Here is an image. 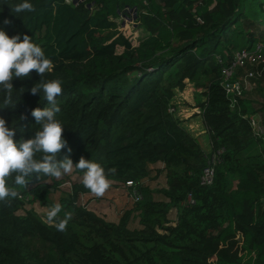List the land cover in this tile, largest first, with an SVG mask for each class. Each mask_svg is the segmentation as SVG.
Wrapping results in <instances>:
<instances>
[{"label": "trees", "instance_id": "16d2710c", "mask_svg": "<svg viewBox=\"0 0 264 264\" xmlns=\"http://www.w3.org/2000/svg\"><path fill=\"white\" fill-rule=\"evenodd\" d=\"M74 1L30 0L34 12L15 13L24 0H0V30L29 35L53 61L42 79L62 83L56 119L72 150L58 158L114 169L111 186L134 202L111 220L88 209L80 197L92 192L75 168L78 180L62 197L53 192L61 179L33 176L27 187L10 180L20 196L0 204V264H264V132L249 121L264 122V104L258 117L250 101L225 89L223 74L236 50L264 49V0ZM134 7L147 33L137 45L112 19ZM40 79L35 71L13 79L15 107H5L0 89V117L17 143L41 128L32 110L50 106L30 92ZM186 80L203 89L209 152L171 109ZM34 201L48 210L62 204L61 217L72 212L66 231L24 208ZM134 215L138 226L130 227Z\"/></svg>", "mask_w": 264, "mask_h": 264}, {"label": "clouds", "instance_id": "9594fccd", "mask_svg": "<svg viewBox=\"0 0 264 264\" xmlns=\"http://www.w3.org/2000/svg\"><path fill=\"white\" fill-rule=\"evenodd\" d=\"M15 13L34 12L35 6L30 0L17 4ZM9 23L8 20L4 21ZM53 61L45 55L38 44L32 42L31 37L24 35L23 40L19 35L9 37L5 31L0 30V89L5 92V107H15L12 99L13 79L29 78L33 71L40 77V83L34 84L30 92L32 95L43 94L48 101L44 108H34L31 115L36 124L41 125L34 137L21 139L19 143L14 140L15 128L9 127L6 120L0 117V204H9L20 196L17 187H27L33 176L53 177L60 180L64 175L71 174L75 169L83 172L82 183L96 197H103L110 188L112 181L109 175L114 169L106 172L99 163L80 157L78 163H73L70 156L59 159L63 149L70 153L66 138L63 135L64 127L56 119L61 111L56 98L62 95L63 87L59 79L43 81L46 73L53 70ZM26 117L22 116L21 119ZM14 181V185L9 183ZM63 205L55 203L46 214L45 223L54 226L58 231L64 232L73 217L70 211L60 213Z\"/></svg>", "mask_w": 264, "mask_h": 264}, {"label": "rangeland", "instance_id": "374dc122", "mask_svg": "<svg viewBox=\"0 0 264 264\" xmlns=\"http://www.w3.org/2000/svg\"><path fill=\"white\" fill-rule=\"evenodd\" d=\"M133 9L135 12H131V15L124 14V17H121L119 19V11L115 16H113V20L117 23V26L120 30H123L122 32L127 34L126 36L128 39L131 40V43L133 45H137L140 40H142L144 37H146L147 33L144 31V29L138 24L139 21H135L136 17V9ZM127 9V10H129ZM132 10V11H133ZM263 15V13H261ZM264 19V16H263ZM256 43V42H255ZM253 44L252 46L257 45ZM264 54V49L260 50ZM260 73L256 75V78L249 79L246 83L239 82V85L236 87H232L233 90L229 91V93L237 92L239 91V94L242 98L250 101V105L255 111L258 112V116L261 114V110L263 107H261L264 104V65L259 67ZM245 70L241 69L237 73L239 76L244 75ZM232 77V76H231ZM238 77V76H237ZM228 84H232L234 81L230 82L229 79H227ZM241 89V90H240ZM185 90V87L181 88V91ZM181 93V92H180ZM177 97H181V95H176ZM201 99L195 100V105H198L200 103ZM171 105H172V111L175 113L177 112L178 106H190V103H188L186 100L183 99L182 101H172L171 99ZM254 104H253V103ZM253 104V105H252ZM199 111L201 112V108H199ZM198 112V111H197ZM184 114L179 113V122L182 126H184L183 122L186 123V116L182 118ZM200 114L195 113L193 116H191L192 124H193V136L199 141L202 148L209 151V142L208 137L205 131L200 133V130L202 129V126L199 121ZM261 118V117H260ZM261 129L264 131V122L260 123L259 125ZM205 130V129H204ZM78 175L73 171L71 174L64 175L61 180L63 181L62 184L57 188V191L53 190L55 192L56 197H62L66 196L68 190V182H75L78 180ZM157 182V181H155ZM160 185V183H159ZM134 202L133 196L129 195V191L125 189L124 187H121V185L118 186H110V188L106 191L105 195L103 197H96L93 193H89L86 195H83L80 197V203L82 205H85L88 209L94 210L97 214L107 218V219H115L119 215H121L125 208H128L132 203ZM32 206L33 210L36 211L39 215L42 214L44 217L47 214L48 209L44 206L40 205L38 202L34 201L31 203L25 204L26 209H30ZM19 213H23L22 211H19ZM175 215L174 213H171L170 218L174 219ZM138 226V217L136 215L133 216L130 227H137Z\"/></svg>", "mask_w": 264, "mask_h": 264}, {"label": "built area", "instance_id": "2783aa9c", "mask_svg": "<svg viewBox=\"0 0 264 264\" xmlns=\"http://www.w3.org/2000/svg\"><path fill=\"white\" fill-rule=\"evenodd\" d=\"M67 2H71L72 0H66ZM74 1V0H73ZM76 2V0L74 1ZM134 9H136L134 7ZM133 9L127 10L126 8V14L131 15V12H135ZM119 19L121 17H124V13L122 11H119ZM125 14V15H126ZM136 21V20H135ZM118 28V26H117ZM119 29V28H118ZM123 30L119 29V32L124 34L125 36L127 34L122 32ZM127 37V36H126ZM128 38V37H127ZM130 42L131 40L128 39ZM133 45V44H132ZM263 49V45L261 43H258L257 45L253 46L252 48H241L239 50H236L229 61L228 64L223 69V74L225 76V89L229 92L232 91V87H236L239 85V82H244L246 78H249L253 76L254 74V67L259 66L264 64V54L260 50ZM245 70L244 75L238 76V80L233 82L232 84H228L227 79L233 76L235 73H237L239 70ZM239 94V91H237ZM250 124L252 127L256 130L255 132L259 135L262 134L264 131L261 129L258 124V121L255 117H252L249 119ZM213 174V169L212 168H206L205 169V175L203 177V182L204 183H209L211 181ZM131 181L127 182V185H130ZM136 198H139L138 194H135Z\"/></svg>", "mask_w": 264, "mask_h": 264}, {"label": "crops", "instance_id": "0c3cea01", "mask_svg": "<svg viewBox=\"0 0 264 264\" xmlns=\"http://www.w3.org/2000/svg\"><path fill=\"white\" fill-rule=\"evenodd\" d=\"M238 78H236L234 81H237ZM185 90L181 91V89L179 88H175L174 89V96L172 98V101H175V102H178V101H182L183 102V99L186 100L188 103H190V106H178L177 107V112H175V114L177 115V117L179 118V113H182L184 114V116H186V123L183 122L184 124V128L193 135V132H194V129H193V124H192V120H191V116H193L195 113H198L200 114V118H199V121H200V124L202 126V129L200 130V133L205 131L206 133V130L204 125H203V121H202V116H201V112L199 111V106L198 105H195V100H198V99H201V101H204L205 97L203 95V89H200V88H195V86L193 85V83H191L190 81L186 80L185 82ZM181 92V93H180ZM181 95V97H177L176 95ZM172 103V102H171ZM253 103V102H252ZM254 104V103H253ZM252 104V105H253ZM198 111V112H197ZM184 116L182 118H184ZM256 116V115H255ZM257 117V116H256ZM259 117V116H258ZM257 117V118H258ZM180 119V118H179ZM208 137V136H207ZM209 142V141H208ZM209 147H210V144H209ZM211 150V147L209 149V151ZM206 150V152H209Z\"/></svg>", "mask_w": 264, "mask_h": 264}]
</instances>
